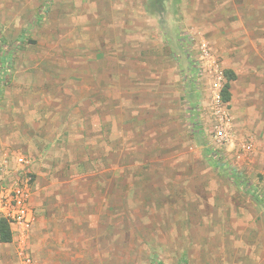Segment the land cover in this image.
<instances>
[{
	"label": "rangeland",
	"instance_id": "374dc122",
	"mask_svg": "<svg viewBox=\"0 0 264 264\" xmlns=\"http://www.w3.org/2000/svg\"><path fill=\"white\" fill-rule=\"evenodd\" d=\"M5 185L0 264H264V0H0Z\"/></svg>",
	"mask_w": 264,
	"mask_h": 264
},
{
	"label": "built area",
	"instance_id": "2783aa9c",
	"mask_svg": "<svg viewBox=\"0 0 264 264\" xmlns=\"http://www.w3.org/2000/svg\"><path fill=\"white\" fill-rule=\"evenodd\" d=\"M204 56L206 62L209 64V68H205L204 71H208V75L215 77L212 84V105L213 113L216 117L213 131V143L219 147L223 144H227L232 141L231 116L230 112L227 110L226 105L228 101H225L222 94L223 84L221 79L223 78V73L219 69L218 64H216V58L210 49L206 46L203 47ZM22 160V158H21ZM8 185L2 186L1 196L5 197L4 200L0 198L1 207L7 216L11 217L15 222H18L23 226L27 222V209L25 206V201L20 198L24 193H20L19 189H9ZM10 190H14V193Z\"/></svg>",
	"mask_w": 264,
	"mask_h": 264
},
{
	"label": "trees",
	"instance_id": "16d2710c",
	"mask_svg": "<svg viewBox=\"0 0 264 264\" xmlns=\"http://www.w3.org/2000/svg\"><path fill=\"white\" fill-rule=\"evenodd\" d=\"M228 82L224 85L222 89L223 98L225 101H229L231 98L230 95V80L235 79V75L230 71L227 74ZM0 240L3 242H10L12 240V230L10 223L4 219L0 218Z\"/></svg>",
	"mask_w": 264,
	"mask_h": 264
}]
</instances>
